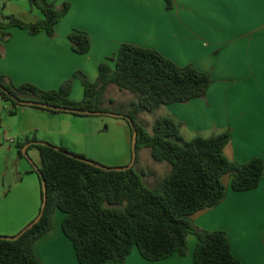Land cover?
<instances>
[{"label":"crops","instance_id":"obj_1","mask_svg":"<svg viewBox=\"0 0 264 264\" xmlns=\"http://www.w3.org/2000/svg\"><path fill=\"white\" fill-rule=\"evenodd\" d=\"M49 1L58 6L71 3L55 36L11 28L12 38L0 42V75L15 85L32 83L44 90H57L71 79L70 96L79 102L84 88L74 77L77 71L95 82L100 64L123 44L154 49L213 80L204 98L163 105L153 113L155 119L174 118L186 140L230 131L232 139L226 148L230 160L247 162L259 157L264 161V0H170L169 5L166 0ZM8 15L28 23L42 18L28 0H0V19ZM76 29L91 37L88 54L72 50L68 36ZM12 108L0 96V235L16 236L42 207L40 176L19 153V145L27 140L35 138L113 167L127 166L132 160V130L124 119L104 130L99 115L25 105L12 115ZM11 138L13 143L8 141ZM224 181L226 199L192 219L201 230L226 232L232 253L242 264H264V178L258 188L244 192L231 188L230 177ZM64 217L56 210L53 229L35 244L42 264H80L63 232ZM197 243L198 238L190 235L187 255L159 261L146 260L135 248L125 263L118 264H196Z\"/></svg>","mask_w":264,"mask_h":264},{"label":"trees","instance_id":"obj_2","mask_svg":"<svg viewBox=\"0 0 264 264\" xmlns=\"http://www.w3.org/2000/svg\"><path fill=\"white\" fill-rule=\"evenodd\" d=\"M166 1L169 5L170 0ZM28 2L42 13V18L28 23L14 15L2 17L0 42L12 38L13 27L32 35L46 32L54 37L56 26L71 9L70 2L60 6L49 0ZM68 38L75 53L85 55L91 51L92 40L87 32L76 29ZM74 77L81 80L84 88V97L79 102L70 96L71 79L57 90H44L32 83L15 85L0 75V96L12 104V115L24 106L20 101H33L103 116L113 112L105 106L107 89L115 85L128 91L137 96V101L127 111L116 113L127 122L129 117L138 131L136 162L126 171H105L97 167L99 162L62 147L45 142L29 146L27 153L37 148L40 154L37 173L43 175L47 203L41 220L17 240L0 238V264H42L34 247L53 229L56 210L65 214L62 229L72 241L80 264L125 263L135 248L150 261L185 256L190 235L198 238L194 251L196 264H242L233 255L226 232L201 230L192 216L226 199L227 176L234 191L258 188L264 178V161L259 157L247 162L230 160L226 155L232 139L230 131L186 140L181 124L171 116L156 117L151 132L139 122L141 113H155L163 105L204 98L212 78L190 65L176 64L157 50L132 44H123L100 64L95 82L82 71H77ZM128 124L133 135L134 129ZM30 142L19 145L21 155ZM142 149L149 150L154 162L169 166L168 173L154 187L144 182L147 171L136 169ZM43 197L42 191V204Z\"/></svg>","mask_w":264,"mask_h":264},{"label":"rangeland","instance_id":"obj_3","mask_svg":"<svg viewBox=\"0 0 264 264\" xmlns=\"http://www.w3.org/2000/svg\"><path fill=\"white\" fill-rule=\"evenodd\" d=\"M113 89H110L105 93L104 95V101L105 106L110 108L114 113L120 112V111H127L129 109L130 100L137 101L136 95H131L132 93L128 91H121L117 86L112 87ZM123 94V95H122ZM112 101V102H110ZM155 114L153 113H147L145 116L139 119L140 123H142L145 127L149 128L151 130L153 123L155 122ZM102 123H103V129L107 130L108 125L115 124L118 120H123V118L116 119L114 117L110 116H98L97 117ZM126 119H124L123 122H125ZM127 122V121H126ZM13 150H16V146H12ZM28 156L24 155V160H26L30 166V168L35 170L36 176H38L37 169L41 165L40 161V154L37 148H33L31 152L27 153ZM34 159V160H33ZM37 161H40L39 163ZM102 164V163H100ZM105 165V164H102ZM108 166V165H105ZM14 167V164H12V168ZM113 167V166H108ZM144 168L147 171V176L144 180L146 185L150 187H154L158 185L163 177L168 173L169 166L167 164H159L152 160L150 156V152L148 149H142L140 151V161L136 165V169H142ZM6 236V235H1Z\"/></svg>","mask_w":264,"mask_h":264},{"label":"water","instance_id":"obj_4","mask_svg":"<svg viewBox=\"0 0 264 264\" xmlns=\"http://www.w3.org/2000/svg\"><path fill=\"white\" fill-rule=\"evenodd\" d=\"M6 91V90H5ZM21 105H25V106H35V107H40V108H45V109H49V110H55V111H60V112H68V113H75V114H80V115H93V116H98L100 113H95V112H89V111H83V110H79V109H70V108H63V107H56L53 105H49V104H44V103H38V102H33V101H20ZM106 115H111V116H115V117H122L123 115L118 114V113H105ZM128 122L132 125L134 132L132 135V160L130 162L129 165L124 166V167H108L102 164L97 165L98 168L105 170V171H126L131 169L135 162H136V158H137V139H138V131L136 129V127L133 125V121L128 117L127 118ZM33 144H45L44 142H39V141H34L32 142ZM31 143V144H32ZM30 143L27 144L24 148H23V153L25 156H28L27 154V149L29 147ZM70 156H73L75 158H77L78 160H81L85 163H92L90 160L86 159V158H81V157H77L73 154L68 153ZM38 170V169H37ZM39 176L41 178V182H42V191L44 194L43 197V204L41 207V213L38 215V217L36 219H34L30 224H28L21 232L20 234L16 235V236H1L0 238L6 239V240H17L21 235H23L25 232H27L29 229H31L35 224H37L41 218L42 215L44 213L45 207H46V203H47V191H46V185H45V181L43 179V175L42 173H39Z\"/></svg>","mask_w":264,"mask_h":264},{"label":"built area","instance_id":"obj_5","mask_svg":"<svg viewBox=\"0 0 264 264\" xmlns=\"http://www.w3.org/2000/svg\"><path fill=\"white\" fill-rule=\"evenodd\" d=\"M9 142L13 143L15 140L14 139H8Z\"/></svg>","mask_w":264,"mask_h":264}]
</instances>
